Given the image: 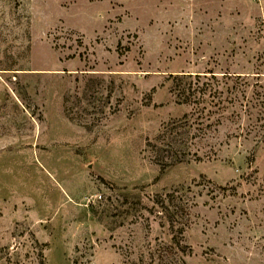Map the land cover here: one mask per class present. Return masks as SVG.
<instances>
[{"label":"rangeland","instance_id":"obj_1","mask_svg":"<svg viewBox=\"0 0 264 264\" xmlns=\"http://www.w3.org/2000/svg\"><path fill=\"white\" fill-rule=\"evenodd\" d=\"M0 264H264V0H0Z\"/></svg>","mask_w":264,"mask_h":264},{"label":"trees","instance_id":"obj_2","mask_svg":"<svg viewBox=\"0 0 264 264\" xmlns=\"http://www.w3.org/2000/svg\"><path fill=\"white\" fill-rule=\"evenodd\" d=\"M186 75H181V77H179V76H175V77H173L174 79H177V80H181L182 78H184ZM189 76V75H188ZM196 76H198V75H196ZM190 85L191 84H189V88H190ZM188 88V89H189ZM179 92H180V95L181 94H185V86H183V88H180L179 89ZM188 97L186 96V97H184L183 98V100L182 101H180L179 103H188L189 102V100L187 99Z\"/></svg>","mask_w":264,"mask_h":264}]
</instances>
